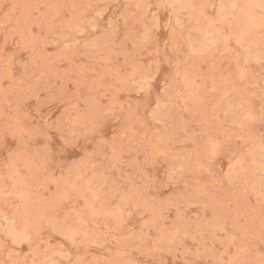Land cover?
Returning a JSON list of instances; mask_svg holds the SVG:
<instances>
[{
  "label": "rangeland",
  "instance_id": "374dc122",
  "mask_svg": "<svg viewBox=\"0 0 264 264\" xmlns=\"http://www.w3.org/2000/svg\"><path fill=\"white\" fill-rule=\"evenodd\" d=\"M0 264H264V0H0Z\"/></svg>",
  "mask_w": 264,
  "mask_h": 264
},
{
  "label": "bare ground",
  "instance_id": "6f19581e",
  "mask_svg": "<svg viewBox=\"0 0 264 264\" xmlns=\"http://www.w3.org/2000/svg\"><path fill=\"white\" fill-rule=\"evenodd\" d=\"M257 3V2H256ZM232 7V6H231ZM225 10V9H224ZM225 13V12H224ZM244 13V12H243ZM222 14V13H221ZM252 17V16H251ZM254 19V18H253ZM244 34V33H243ZM237 40V39H236Z\"/></svg>",
  "mask_w": 264,
  "mask_h": 264
}]
</instances>
